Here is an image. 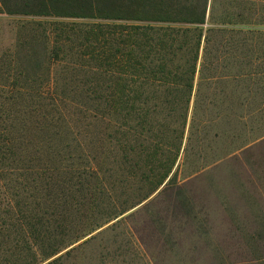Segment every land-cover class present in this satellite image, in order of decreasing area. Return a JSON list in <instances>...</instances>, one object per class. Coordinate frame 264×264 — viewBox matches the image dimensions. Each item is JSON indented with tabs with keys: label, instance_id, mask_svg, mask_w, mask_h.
Segmentation results:
<instances>
[{
	"label": "trees",
	"instance_id": "1",
	"mask_svg": "<svg viewBox=\"0 0 264 264\" xmlns=\"http://www.w3.org/2000/svg\"><path fill=\"white\" fill-rule=\"evenodd\" d=\"M15 1L7 7L9 15L114 23L97 24L89 44L81 46L100 75L97 97L89 99L93 114L80 117L98 127V150L109 172L141 183L138 204L163 186L181 190L177 182L166 183L172 174L198 176L264 138V17L258 10L264 0ZM16 121L18 130L12 124L0 129V173L40 175L27 157L38 160L46 146L54 157L40 170L76 177L75 192L82 189V198H89L87 235L135 208L137 203L115 209L101 162L76 135L71 155L68 136L75 120L60 111L23 114ZM32 189L36 195L23 190L8 211L21 215L18 224H0V234L8 238L0 242V264H41L85 237L70 234L74 211L63 212L69 217L55 211L51 181L36 178ZM77 212L83 216L84 210ZM4 215L0 212V219ZM14 235L20 239L10 241Z\"/></svg>",
	"mask_w": 264,
	"mask_h": 264
},
{
	"label": "rangeland",
	"instance_id": "2",
	"mask_svg": "<svg viewBox=\"0 0 264 264\" xmlns=\"http://www.w3.org/2000/svg\"><path fill=\"white\" fill-rule=\"evenodd\" d=\"M0 4L5 7L0 8V129L12 124L18 130L16 118L23 114L64 112L77 124L68 136L71 155L75 156L76 135L87 152L101 162L115 209L122 212L137 203L85 234V226L91 223L85 219L92 209L89 198H82V189L75 192L79 183L76 177L40 170L54 157L44 146L38 160L27 157L31 165L38 166L40 175L0 173V212L5 214L0 224H18L21 215L8 211L17 205L23 190L31 197L36 195L32 188L36 178L43 177L51 181L55 211L66 217L71 214L67 216L64 211H74L70 234L85 237L72 241L62 253L41 264H264V138L240 157L224 159L198 176L187 179L183 174H172L166 183L177 182L181 190L170 187L163 191V186L138 204L142 193L136 187L141 183L126 176L118 179V174L109 172L98 150V127H91L90 120L85 122L80 117L93 114L89 99L97 97L100 75L97 62L85 55L87 49L81 46L89 44L86 39L91 29L97 30V24L114 23L9 15L7 7L12 8L17 1L3 0ZM258 10L264 17V4ZM85 105L90 106L86 109ZM9 114L14 119L10 123ZM58 146L62 149L64 144ZM129 183L134 185L132 189ZM37 186L41 190V185ZM77 210H84L83 216ZM14 239L20 237L9 238ZM1 241H8L5 234H0ZM11 255L5 258L10 260Z\"/></svg>",
	"mask_w": 264,
	"mask_h": 264
}]
</instances>
